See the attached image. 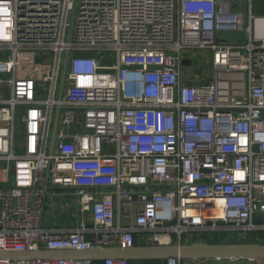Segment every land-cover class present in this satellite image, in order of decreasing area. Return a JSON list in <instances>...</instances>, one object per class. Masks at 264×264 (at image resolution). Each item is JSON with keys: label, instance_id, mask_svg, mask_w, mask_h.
Instances as JSON below:
<instances>
[{"label": "built area", "instance_id": "1", "mask_svg": "<svg viewBox=\"0 0 264 264\" xmlns=\"http://www.w3.org/2000/svg\"><path fill=\"white\" fill-rule=\"evenodd\" d=\"M263 232L264 0H0V251Z\"/></svg>", "mask_w": 264, "mask_h": 264}, {"label": "water", "instance_id": "2", "mask_svg": "<svg viewBox=\"0 0 264 264\" xmlns=\"http://www.w3.org/2000/svg\"><path fill=\"white\" fill-rule=\"evenodd\" d=\"M68 54L64 67L62 85L65 78ZM189 61L185 64L189 65ZM58 124V115L54 124L53 144ZM52 144V149H53ZM257 222L261 219L257 218ZM177 257L182 260L264 258V242H209L194 241L188 244L136 245L131 248L93 247L87 250L75 249H38L33 251H0V259L13 261L27 259H90L108 258L129 261L161 260Z\"/></svg>", "mask_w": 264, "mask_h": 264}, {"label": "rangeland", "instance_id": "3", "mask_svg": "<svg viewBox=\"0 0 264 264\" xmlns=\"http://www.w3.org/2000/svg\"><path fill=\"white\" fill-rule=\"evenodd\" d=\"M240 37L241 36V39L242 40H244V36H242V35H240L239 33L238 34H228L227 36H226V39H228V40H230V41H234V40H237V37ZM53 216V215H52ZM52 220H50V224H53V222H54V220H53V218H51ZM223 235V234H222ZM208 240H211V238H209V237H206Z\"/></svg>", "mask_w": 264, "mask_h": 264}, {"label": "crops", "instance_id": "4", "mask_svg": "<svg viewBox=\"0 0 264 264\" xmlns=\"http://www.w3.org/2000/svg\"><path fill=\"white\" fill-rule=\"evenodd\" d=\"M246 22H248V19H246ZM232 34H234V33H232ZM235 34H237V33H235ZM240 35L244 36V34H240ZM240 38H241V36H240V37L238 36V37H237V40H239ZM201 240H202V241H209V242H210L211 240H213V238H211V240H208L207 238L202 237ZM137 244H138V245H141L142 243H141V242H138ZM190 261H192V260H190ZM193 262H194V261H193ZM242 263H243V262H242Z\"/></svg>", "mask_w": 264, "mask_h": 264}, {"label": "trees", "instance_id": "5", "mask_svg": "<svg viewBox=\"0 0 264 264\" xmlns=\"http://www.w3.org/2000/svg\"><path fill=\"white\" fill-rule=\"evenodd\" d=\"M261 235L263 237V241H261V242H264V232L261 233ZM210 242H225V241H222V240H219V239L215 238V239L211 240ZM136 243H138V242H136ZM130 262H131V264L136 263L135 261H130Z\"/></svg>", "mask_w": 264, "mask_h": 264}]
</instances>
